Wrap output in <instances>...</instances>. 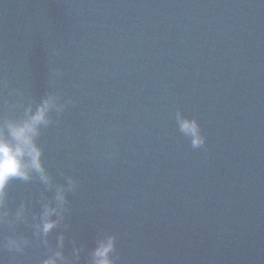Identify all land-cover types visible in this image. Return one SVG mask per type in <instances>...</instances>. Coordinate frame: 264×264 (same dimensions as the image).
Masks as SVG:
<instances>
[{"label":"water","instance_id":"water-1","mask_svg":"<svg viewBox=\"0 0 264 264\" xmlns=\"http://www.w3.org/2000/svg\"><path fill=\"white\" fill-rule=\"evenodd\" d=\"M49 92L73 103L42 131L44 164L78 186L46 246L55 192L14 180L6 210L28 216L0 224V264H43L61 234L76 264L106 235L117 264H264V0H0V127Z\"/></svg>","mask_w":264,"mask_h":264},{"label":"clouds","instance_id":"clouds-1","mask_svg":"<svg viewBox=\"0 0 264 264\" xmlns=\"http://www.w3.org/2000/svg\"><path fill=\"white\" fill-rule=\"evenodd\" d=\"M71 100L61 101V97L49 92L38 107L29 108L21 119L3 118L0 127V224L10 228L12 224L25 222L28 216L27 204H21L11 217L8 207V188L14 180L25 182L38 178L40 182L54 190L53 200L43 207L39 223L35 224L37 237H43V244L48 246L49 235L60 227L65 214L70 212L68 194L75 192L77 181L69 176L65 184H55L44 164V150L38 142L45 128L55 121L51 114L61 115ZM179 130L191 141L192 147L199 149L206 143L198 122L194 119L177 116ZM55 217V219H54ZM14 229V228H13ZM65 236L61 234L55 248L49 247L51 255L43 264H76L80 259V249L74 248V260H70L64 252ZM116 236L106 235L97 241L95 248L89 254L88 264H117L119 257L113 258L116 252ZM31 244L24 237L9 236L3 247L14 252H23Z\"/></svg>","mask_w":264,"mask_h":264}]
</instances>
